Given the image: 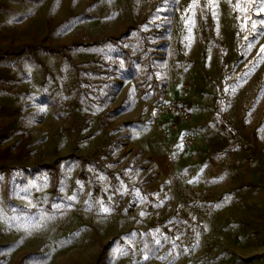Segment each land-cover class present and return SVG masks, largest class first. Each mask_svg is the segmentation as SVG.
I'll return each instance as SVG.
<instances>
[{
  "label": "rangeland",
  "instance_id": "rangeland-1",
  "mask_svg": "<svg viewBox=\"0 0 264 264\" xmlns=\"http://www.w3.org/2000/svg\"><path fill=\"white\" fill-rule=\"evenodd\" d=\"M262 20L264 0H0V264H264ZM159 79L190 152L156 130Z\"/></svg>",
  "mask_w": 264,
  "mask_h": 264
},
{
  "label": "built area",
  "instance_id": "built-area-1",
  "mask_svg": "<svg viewBox=\"0 0 264 264\" xmlns=\"http://www.w3.org/2000/svg\"><path fill=\"white\" fill-rule=\"evenodd\" d=\"M188 87L187 82L182 85V94L188 92ZM155 89L157 91L154 106V111L157 113L156 130L171 142L177 138L184 152L192 151L197 142V136L188 126L192 116L190 108L182 98L173 95L166 79H159Z\"/></svg>",
  "mask_w": 264,
  "mask_h": 264
},
{
  "label": "snow or ice",
  "instance_id": "snow-or-ice-1",
  "mask_svg": "<svg viewBox=\"0 0 264 264\" xmlns=\"http://www.w3.org/2000/svg\"><path fill=\"white\" fill-rule=\"evenodd\" d=\"M262 24H264V20L261 21ZM253 28H255V23H253ZM262 51H264V49H262ZM105 212L108 211V209H104Z\"/></svg>",
  "mask_w": 264,
  "mask_h": 264
},
{
  "label": "crops",
  "instance_id": "crops-1",
  "mask_svg": "<svg viewBox=\"0 0 264 264\" xmlns=\"http://www.w3.org/2000/svg\"><path fill=\"white\" fill-rule=\"evenodd\" d=\"M2 113H3V112H2V111H0V115H2Z\"/></svg>",
  "mask_w": 264,
  "mask_h": 264
}]
</instances>
